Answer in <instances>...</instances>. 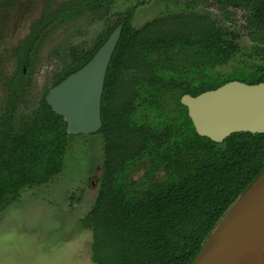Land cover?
<instances>
[{"label":"trees","instance_id":"obj_1","mask_svg":"<svg viewBox=\"0 0 264 264\" xmlns=\"http://www.w3.org/2000/svg\"><path fill=\"white\" fill-rule=\"evenodd\" d=\"M194 1L135 27L134 7L117 13L114 0H64L51 21L91 13L104 28L91 47L71 50L51 73L50 86L24 110L26 72L37 34L13 48V72H0L6 96L0 111V210L25 188L42 185L63 169L66 122L45 101L47 91L79 69L123 23L101 96L102 165L96 197L81 218L91 230L95 264H189L214 225L264 169V133L234 132L222 142L196 133L180 102L237 79L264 81V0H216L246 10L258 60L230 72L216 69L239 52L238 32ZM11 0H0L9 9ZM228 13V12H226ZM29 40V41H28ZM140 175L137 177L136 174Z\"/></svg>","mask_w":264,"mask_h":264},{"label":"rangeland","instance_id":"obj_2","mask_svg":"<svg viewBox=\"0 0 264 264\" xmlns=\"http://www.w3.org/2000/svg\"><path fill=\"white\" fill-rule=\"evenodd\" d=\"M62 1L11 0L9 9L0 6V72L9 74L17 67L20 54L17 49L14 53V44L17 48L24 39L38 35L26 69L30 85L21 101L24 110L32 108L50 86L51 73L67 63L70 51L91 47L104 28L91 13L51 21ZM189 1L114 0L110 20L134 6L131 23L138 27L158 15L185 11ZM195 3L197 10L211 11L241 34V52L216 69L229 72L236 66L250 65L254 57L244 52L253 43L243 29L245 12L231 9L226 15L227 10H219L213 0ZM5 96L0 82V111ZM101 165L102 139L98 133L69 134L62 171L45 184L23 189L16 200L0 210V264H95L91 259V230L82 226L81 218L93 205Z\"/></svg>","mask_w":264,"mask_h":264},{"label":"water","instance_id":"obj_3","mask_svg":"<svg viewBox=\"0 0 264 264\" xmlns=\"http://www.w3.org/2000/svg\"><path fill=\"white\" fill-rule=\"evenodd\" d=\"M121 29L122 23L84 65L47 91L45 101L62 116L68 134L100 129L104 79ZM180 102L196 133L215 142L234 132L264 133V81L230 80L196 95L185 93ZM189 264H264V169L226 209Z\"/></svg>","mask_w":264,"mask_h":264},{"label":"flooded vegetation","instance_id":"obj_4","mask_svg":"<svg viewBox=\"0 0 264 264\" xmlns=\"http://www.w3.org/2000/svg\"><path fill=\"white\" fill-rule=\"evenodd\" d=\"M206 1L207 0H205V3H206ZM190 2V1H189ZM189 2L187 3V5H186V9H188V8H190V6H189ZM213 2L214 3H216V5H217V8L219 9V10H222V8H220V6H218V3L216 2V0H213ZM132 7H134V6H132ZM197 7H198V4H196L195 3V1H194V9L195 10H197ZM4 8V7H3ZM112 8V7H111ZM130 8V7H129ZM5 9V8H4ZM128 9V8H127ZM135 9V8H134ZM231 9H241V10H243L244 12H245V15H246V10H245V8L244 7H242V6H240L239 4H237V3H235L234 5H226V7L225 8H223V10L222 11H225V10H227V12L228 13H226L225 12V14L227 15V14H229L230 12L229 11H231ZM56 10V9H55ZM55 10L53 11V15H54V13H55ZM126 10V9H125ZM124 10V11H125ZM198 12H210L211 14H212V16H215V17H217L215 14H213L211 11H201V10H197ZM111 12V11H110ZM85 14V13H84ZM134 14V13H133ZM52 17V16H51ZM117 17V16H116ZM133 17V16H132ZM98 18V17H97ZM218 19H220L221 20V22H223L224 24H226L227 26H230L231 28H233V29H235L237 32H238V34H239V38H238V44H239V46H240V43H239V40H240V31L237 29V28H235L234 26H231V24L229 25V24H227V23H225L221 18H219V17H217ZM57 19H61V18H57ZM116 19V18H115ZM152 19V18H151ZM63 20V19H62ZM100 20V19H99ZM244 20H245V18L243 19V23H244ZM131 21H132V18H131ZM132 24V23H131ZM122 26H123V23H122ZM243 26H244V24H243ZM245 31H246V33H247V35H246V37L250 40V42L251 43H253L252 45H251V47L249 48V51L248 52H244V54H246V55H248V56H251V57H254V60L251 62V64H253L254 62H256L257 60H258V57H257V55L256 54H253V50H252V46H254V45H256L251 39H250V37H249V34H248V29H245V28H243ZM15 39H16V36H15ZM106 40V39H105ZM13 48H16V44H14V46H13ZM241 52V46H240V50H239V52L238 53H240ZM238 53H236V54H238ZM16 54V53H15ZM235 54V55H236ZM234 55V56H235ZM233 56V57H234ZM232 57V58H233ZM231 58V59H232ZM231 59L226 63V64H224V65H227L230 61H231ZM250 64V65H251ZM224 65H222V66H224ZM249 66V65H248ZM248 66H246V65H243V66H236V67H234V68H232V70H234L235 68H238V67H243V68H246V67H248ZM220 67V66H219ZM232 70H230V71H232ZM229 71V72H230ZM232 80H237V79H232ZM230 81V80H229ZM239 81H241V80H239ZM228 82V81H227ZM244 82V81H243ZM250 84H253V83H250ZM189 94V93H188ZM183 95V94H182ZM181 95V96H182Z\"/></svg>","mask_w":264,"mask_h":264}]
</instances>
